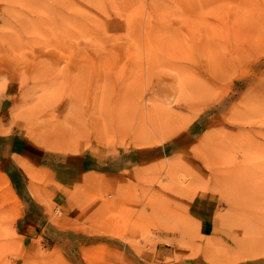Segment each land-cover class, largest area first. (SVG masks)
<instances>
[{
    "label": "rangeland",
    "instance_id": "rangeland-1",
    "mask_svg": "<svg viewBox=\"0 0 264 264\" xmlns=\"http://www.w3.org/2000/svg\"><path fill=\"white\" fill-rule=\"evenodd\" d=\"M9 85L14 113L27 115L14 117L23 134L57 157L171 143L210 117L185 156L120 182L85 178L73 213L89 216L94 236L145 250L163 222L192 226L172 198L207 190L219 239L201 237L192 252L198 236L188 232L177 247L211 264H264V0H0V97ZM18 163L43 201L49 180ZM3 165L0 264H65V234L28 235L35 249L23 246L27 179ZM47 203L64 228V206Z\"/></svg>",
    "mask_w": 264,
    "mask_h": 264
},
{
    "label": "crops",
    "instance_id": "crops-1",
    "mask_svg": "<svg viewBox=\"0 0 264 264\" xmlns=\"http://www.w3.org/2000/svg\"><path fill=\"white\" fill-rule=\"evenodd\" d=\"M11 91L14 90L9 85L0 97V160L4 162L2 166L4 171L15 170L18 176L27 179L19 195L23 210L16 222V229L24 238L22 243L25 248L35 249L34 243L30 241H37V238H29L28 235H41L48 231L69 237L63 248L65 264H211L203 256L201 257V253L186 258L189 251L175 244L187 240L181 235L188 232L198 236V241L193 243L192 252L197 249L196 245H200L201 237L214 241L219 239L216 221L219 202L207 190L198 191L192 197L184 194L176 198L173 196L172 199L185 207L175 213H180L179 217L187 219L192 226H189V230L181 227L172 229L169 223L163 225V222L160 229L155 232L160 239L154 246H149L145 250H140L129 243L106 241L102 237L94 236L90 226L83 222V220L87 221L89 216L85 219L82 214L73 213V192L85 184V178L112 179L113 182H120L122 177L134 169L152 167L167 159L185 156L190 150L187 144L195 139L197 141L208 130L210 117L203 115L196 117L183 131L180 139L171 143L129 150L122 147L112 150L99 148L96 151L86 149L57 157L60 156L57 152L37 146L23 134L22 126L14 117L17 115V117H27V115L14 113L12 101L14 94ZM18 160L26 162L33 172L46 176L49 180L45 186H40L44 194L43 201H37L33 197L29 187V177ZM167 197L170 198L169 195ZM47 202L58 207L64 206L66 211L64 228L51 223L48 209L50 205L48 206ZM151 213L146 210V214ZM38 237L42 238V236ZM43 247H46L45 241ZM55 248L58 249L56 246Z\"/></svg>",
    "mask_w": 264,
    "mask_h": 264
}]
</instances>
